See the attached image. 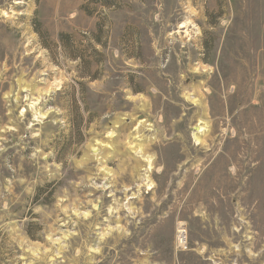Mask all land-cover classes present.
I'll return each mask as SVG.
<instances>
[{"label":"rangeland","instance_id":"rangeland-1","mask_svg":"<svg viewBox=\"0 0 264 264\" xmlns=\"http://www.w3.org/2000/svg\"><path fill=\"white\" fill-rule=\"evenodd\" d=\"M0 264H264V0H0Z\"/></svg>","mask_w":264,"mask_h":264},{"label":"bare ground","instance_id":"bare-ground-1","mask_svg":"<svg viewBox=\"0 0 264 264\" xmlns=\"http://www.w3.org/2000/svg\"><path fill=\"white\" fill-rule=\"evenodd\" d=\"M150 114H151V113H150ZM202 127H203V126H202ZM205 128H206V127L204 126V129H205ZM204 129H203V130H204ZM203 130H201L200 132H202ZM200 132H199V133H200ZM194 137H195V141H196V143H199V144H200V139H199V137H197V136H195V135H194ZM139 154H140V153H139ZM138 158H139V157H138Z\"/></svg>","mask_w":264,"mask_h":264}]
</instances>
